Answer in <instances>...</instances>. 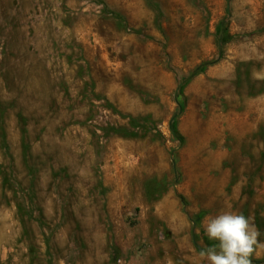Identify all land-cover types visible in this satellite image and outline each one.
<instances>
[{
	"label": "rangeland",
	"instance_id": "1",
	"mask_svg": "<svg viewBox=\"0 0 264 264\" xmlns=\"http://www.w3.org/2000/svg\"><path fill=\"white\" fill-rule=\"evenodd\" d=\"M224 212L264 242V0H0V264H208Z\"/></svg>",
	"mask_w": 264,
	"mask_h": 264
},
{
	"label": "clouds",
	"instance_id": "2",
	"mask_svg": "<svg viewBox=\"0 0 264 264\" xmlns=\"http://www.w3.org/2000/svg\"><path fill=\"white\" fill-rule=\"evenodd\" d=\"M204 231L209 240L217 242L199 252L208 264H252L257 248H264L254 219L242 213L224 212L208 217Z\"/></svg>",
	"mask_w": 264,
	"mask_h": 264
}]
</instances>
